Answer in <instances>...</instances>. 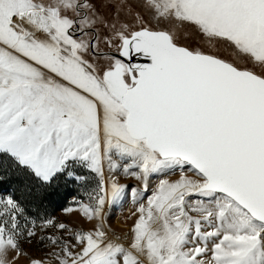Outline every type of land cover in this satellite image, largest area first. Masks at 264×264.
Masks as SVG:
<instances>
[{"label": "snow or ice", "instance_id": "1", "mask_svg": "<svg viewBox=\"0 0 264 264\" xmlns=\"http://www.w3.org/2000/svg\"><path fill=\"white\" fill-rule=\"evenodd\" d=\"M5 175L0 264H264V0H0ZM61 180L91 229L40 217Z\"/></svg>", "mask_w": 264, "mask_h": 264}, {"label": "rangeland", "instance_id": "2", "mask_svg": "<svg viewBox=\"0 0 264 264\" xmlns=\"http://www.w3.org/2000/svg\"><path fill=\"white\" fill-rule=\"evenodd\" d=\"M195 37H193V34L190 32L184 33V39H182L181 43H187L189 46L195 47V43L193 42ZM176 176H173L172 179H176ZM120 183L128 184L129 186L137 185V182L133 179L125 178L121 175ZM157 183V181L154 179L150 182V186ZM70 192L72 193L71 197V204L64 210L56 212L54 215L46 216L47 214H43V216H40L41 218H51L55 220L57 223L63 222L68 224L71 227H74L76 229H91L93 227L92 223H88L82 216V213L78 210H74L72 212H67L66 209L73 208L76 209L78 205V201L84 200L86 202V196L83 195V189H80L77 184H72L70 187ZM7 196L9 193L7 191H0V196ZM147 195H150V193H147ZM131 209L133 212L136 210V206L131 203L130 198L126 197L122 205L116 207V208H109L107 205L105 206V215H106V222L111 227L112 231L116 233V235L121 237V242H123L126 246L128 244V238H127V231H120L116 228L119 224H123V226L129 222L128 221V215L126 214V210ZM35 212V211H34ZM36 213V212H35ZM94 223V222H93ZM49 231H54V229H49ZM47 234V232L43 233ZM22 248L27 255H20L14 260V264H31V260L33 259H46L47 253L49 249L47 247H43L37 243L35 239H33L32 243L23 242ZM12 256H15V253L11 254Z\"/></svg>", "mask_w": 264, "mask_h": 264}, {"label": "trees", "instance_id": "3", "mask_svg": "<svg viewBox=\"0 0 264 264\" xmlns=\"http://www.w3.org/2000/svg\"><path fill=\"white\" fill-rule=\"evenodd\" d=\"M72 184L75 183H71L67 180L58 181L56 192L46 198H42V207L39 213L40 216H43V214H47L46 216L54 215L56 212L64 210L70 206L72 193L70 192L69 187ZM0 191H7L9 195L19 198L21 202L26 205L31 201V194L21 187L15 176L5 175L0 177ZM31 210L33 218H35V212H37V209L33 207Z\"/></svg>", "mask_w": 264, "mask_h": 264}, {"label": "bare ground", "instance_id": "4", "mask_svg": "<svg viewBox=\"0 0 264 264\" xmlns=\"http://www.w3.org/2000/svg\"><path fill=\"white\" fill-rule=\"evenodd\" d=\"M132 213H133V211L131 209H127L126 210V214H130V215L127 216L129 218L128 219L129 222L126 224V226L125 225L123 226V224H119L118 226H116V228L118 230L127 231L129 233V229L131 228V226L133 225V223H134V221L136 219V217L132 216Z\"/></svg>", "mask_w": 264, "mask_h": 264}]
</instances>
